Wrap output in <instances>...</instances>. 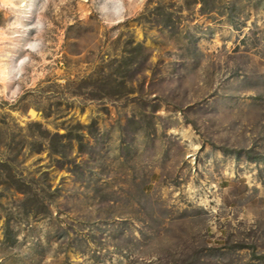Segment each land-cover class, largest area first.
Returning <instances> with one entry per match:
<instances>
[{
    "label": "rangeland",
    "instance_id": "1",
    "mask_svg": "<svg viewBox=\"0 0 264 264\" xmlns=\"http://www.w3.org/2000/svg\"><path fill=\"white\" fill-rule=\"evenodd\" d=\"M28 1L0 0V264H264V0Z\"/></svg>",
    "mask_w": 264,
    "mask_h": 264
},
{
    "label": "bare ground",
    "instance_id": "2",
    "mask_svg": "<svg viewBox=\"0 0 264 264\" xmlns=\"http://www.w3.org/2000/svg\"><path fill=\"white\" fill-rule=\"evenodd\" d=\"M37 3L38 0H29L24 7H28V14L26 15V21L27 23H31V25L35 24L36 21V9H37ZM83 5V3H82ZM26 32V31H25ZM26 36V35H25ZM33 36L30 38H27V41L29 39H32ZM29 42L26 44V48L29 46ZM24 47V46H23ZM24 54L21 55H14L9 59V63H1L0 64V72L1 77L3 80L8 79L10 76H13L14 73L18 72L20 68H22V63L24 59Z\"/></svg>",
    "mask_w": 264,
    "mask_h": 264
},
{
    "label": "clouds",
    "instance_id": "3",
    "mask_svg": "<svg viewBox=\"0 0 264 264\" xmlns=\"http://www.w3.org/2000/svg\"><path fill=\"white\" fill-rule=\"evenodd\" d=\"M123 0H104L99 7L101 19L110 23H118L124 14Z\"/></svg>",
    "mask_w": 264,
    "mask_h": 264
}]
</instances>
